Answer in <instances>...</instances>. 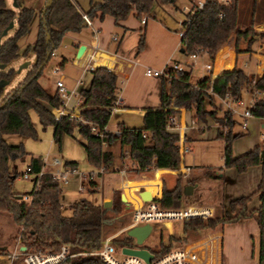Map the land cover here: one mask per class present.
I'll list each match as a JSON object with an SVG mask.
<instances>
[{
  "label": "trees",
  "instance_id": "obj_1",
  "mask_svg": "<svg viewBox=\"0 0 264 264\" xmlns=\"http://www.w3.org/2000/svg\"><path fill=\"white\" fill-rule=\"evenodd\" d=\"M174 0H100L90 3L84 13L87 18H102L108 15L113 23L126 19L129 14L136 18H154L153 7L172 3ZM16 10L7 6L5 0H0V34L10 21L15 22L13 35L0 43V64L8 65L19 55H33L31 69L25 77L10 91L3 94L0 87V211L10 214L12 221L18 226L16 239L23 256L27 252L40 250L42 252H55L59 246L67 247L68 253H82L66 258L60 264H104L99 258L91 254L100 248L114 220L122 223L123 216H115L124 203L120 202L119 192L113 191L111 206L103 208L101 204H94L85 198L73 202L69 206V214L61 212L59 203V187L50 173H43L39 179V187L31 194L29 203L15 198L11 185L17 174L9 168L8 162L22 158L26 153L22 144L9 145L3 140L4 134H17L22 137L36 138L28 111L33 110L42 128L48 125L53 127L52 141L59 147L63 135H72L76 130L81 138L86 162L94 168L103 167L104 170L112 168L115 156L109 149L110 145L117 143L119 146L118 158L125 156L132 164V170L143 173L156 169L176 170L174 183L170 188L162 187L161 196L155 201L163 209H175L181 200V173L178 171L181 156L178 151V134L165 128L166 115L176 114V108L191 111L193 118L205 121V116L213 117L211 111L204 110V98L223 97L230 94L234 98L241 96L244 90L251 92L258 90L264 92V72L256 76H246L241 70L233 68L224 71L212 78L197 81L195 89L189 84V72H174L172 78L166 81L161 78L159 106L148 108L142 114V126L129 128L117 124L119 136L105 131L102 138L93 134L86 125L72 122L67 115L53 118L52 110L59 104L56 92L48 93L38 83L44 65L51 56V52L59 45L66 32H77L85 23L80 12L71 0H51L44 13L39 16L35 40L32 45H27L18 52V40L27 33L34 16V10L22 4V0H14ZM191 7L194 5L190 2ZM238 0H203L200 9H195L189 15V22H182L180 35L181 52L188 56L192 53H204L209 59L216 50L226 42L228 36L235 31L237 19ZM41 13V12H40ZM264 34L257 33L251 27L235 32V38L243 42V48L236 52L251 51L252 44L257 37ZM143 35L137 44V51L142 47ZM48 55V57H47ZM42 69L35 74L37 67L43 62ZM90 81L86 88L78 91L81 104L80 116L90 121L97 130L106 126L110 112L108 108L116 98L117 76L103 66L94 67L89 71ZM13 70L6 73L0 71V80L9 81ZM210 87L212 93L205 90ZM251 115L264 116V98L254 100ZM227 124V131L222 134L216 131L215 137L223 141L222 167L232 169L235 173H242L247 167L259 165L261 168L260 179L253 192L246 196H238L227 201L228 210L222 217L189 218L181 223V233L194 236L198 231H214L220 229L224 223H234L243 219L252 218L257 227L258 248L256 264H264V159L261 160L260 151L264 152V143L251 150L232 155L231 142L243 133H231L230 127L234 123L229 111L217 119ZM144 135V136H142ZM106 146L101 145V141ZM28 165L32 172L40 171L42 158L30 157ZM207 176L219 177L210 170ZM256 196L258 204L249 207L252 196ZM111 213L113 216H110ZM174 238L169 237V241ZM180 239V238H176ZM111 242L117 247H136L132 238L123 236L113 238ZM143 247V246H140ZM145 248V247H143ZM170 249L162 246L157 255ZM8 254L5 248L0 247V255Z\"/></svg>",
  "mask_w": 264,
  "mask_h": 264
},
{
  "label": "crops",
  "instance_id": "obj_2",
  "mask_svg": "<svg viewBox=\"0 0 264 264\" xmlns=\"http://www.w3.org/2000/svg\"><path fill=\"white\" fill-rule=\"evenodd\" d=\"M99 1L100 0L93 2L87 1V3H85L86 1L83 0H71L80 14H84L88 10L90 3H96ZM197 1L202 2L203 0H180L182 3L180 10L184 14L182 8L187 7V4L191 6L190 2L194 5ZM45 3L46 0H22L24 6L32 8L35 12L28 29V31L33 29L34 39L27 45H32L34 43L38 18L41 16L40 12ZM156 8L157 6H154L152 11L154 18L143 17V23L140 22L139 18H136L132 14H129L126 19L117 22V24H114L113 19L108 15H104L102 18L93 17L90 21L93 27L97 29L96 39L92 38L91 30L86 25L80 28L77 32H66L64 34L66 48L60 54V60L54 66H58L64 86L73 92V96L68 100L67 106L64 109L65 111L74 109L77 106L80 108L81 100H79L78 105H74V94L78 93L79 89L86 88L89 84L90 73L88 70L83 69L82 64L88 54L93 52V66L109 68L117 76L118 90L116 97L118 98V105L110 112L108 122L105 126L106 131L111 133L118 131L116 127L117 124H122L129 128H139L142 126L141 118L145 110L148 108H157L159 106L161 86L160 77L146 76L144 70L146 68L162 70L169 63L177 62L174 57L180 56V53H182L180 51L179 32L184 18L178 22V27L172 26L163 18L160 7L158 8L160 11L156 10ZM14 25L15 22L13 21V27ZM250 27L257 33L264 34V19H260L256 23H250L249 25H243L241 27H238L236 23L235 31L228 36L226 42L216 50L211 59L202 52L197 54L194 63H198L202 69H204L203 66L205 64H210L208 70L204 69L208 73V76L201 79L209 77L210 81L221 72L230 71L233 68L241 70L246 76H256L264 72V37H257L256 41L252 44L251 51L236 52L237 48L242 50L243 42L236 40L235 32ZM140 33L143 35L142 47L137 51L136 47L140 38ZM27 45L22 44L19 46L18 44V52H21ZM80 45H83L84 47L80 55L77 56L76 51ZM55 51L56 48L53 50L51 56L56 54ZM65 65L68 68L66 67V72H62L61 68ZM43 69L37 81L46 92L53 93L56 90L55 80L59 74H55L53 79L50 77L48 78L47 76L42 79L41 76ZM195 85L196 83L192 86ZM242 92L248 93L246 90H243ZM81 110L82 108H80V111ZM175 115L178 121L185 124L184 120L187 117L185 111L178 108ZM260 118L264 125V116ZM233 124L235 129V125H237L235 124V120ZM32 126L36 127L33 122ZM48 127L51 131V144H55L52 141L53 127L51 125H48ZM246 129L247 128L241 129L239 126V128L235 130V133H242ZM188 133H190V131L186 132L185 135L188 136ZM74 134L78 137L77 140L80 145L81 138L76 130L75 132L73 131V135ZM2 137L9 145L24 144L27 139V137H22L17 134H4ZM64 137L65 136L63 135L61 141ZM187 141L189 140L185 137L183 145ZM80 148L82 150V155L64 156L59 159L62 164L74 165L78 171V174H75L72 177L76 180L75 189L72 188V190H70L66 185L62 186V188L59 186V203L61 205V212L64 215L69 214L70 204L80 198H85L94 204H101L105 197L112 199L113 191H118L119 195L122 193L126 200H130L133 203L138 202L136 188H140V190H148L153 199H158L161 196L163 187L162 175L165 173L172 176V185L174 183L176 170L150 168L149 171L140 173L139 175L129 171L126 173L124 171L123 174H120L119 170H121V164H125V162L129 160L126 156L122 159L118 158V161L114 159L112 168L103 170L101 173H96L97 168L92 167L86 162L85 154L81 145ZM30 157L31 155H27L26 153L20 159L9 161L8 166L18 175L22 172L20 166L25 168L29 163ZM42 161L43 165L41 170L43 173H52L56 168L51 165L50 161H48L47 152L46 155L42 157ZM47 166L50 168H47ZM178 171L185 180L193 178L190 174L189 168L184 166L181 161ZM223 171L226 172L227 175H225ZM223 171H216V174H220L218 175L219 177L226 176V179L224 180L225 190L224 193H222V196L223 202H227L229 199L236 196L228 193V185L239 181L241 177H243V174H237L232 169L226 168H223ZM95 177H98V180H94ZM213 178L216 177L213 176ZM83 179L87 180L88 187L86 190L90 197L93 196V199L92 197L89 199L82 197L81 191L83 190ZM99 180L101 181L100 187L98 184ZM21 181L22 182H16V179L14 178L11 185V191L15 194V198L18 200L20 199L19 196L21 197V195L29 192L31 188V183L29 181ZM127 183L129 189H124V186ZM198 183L197 180L194 181L195 185H198ZM186 184V182H182V186ZM79 187H81V189H79ZM74 192L76 195H74ZM128 207H130V205H128ZM125 208H127V205H125ZM64 209H67L68 213H63ZM243 221L244 219L237 222L239 223ZM167 225L169 226L170 224L167 223ZM17 231L18 226L13 223L10 214L0 211V247L5 248L8 252L6 255H0V263L6 262L10 264L11 262L9 261L8 255L15 249H20L21 246L16 239ZM216 232L220 235L218 246H216L215 240L212 239L210 241L209 251L213 264H220L221 231H219V229L211 231L206 238L214 237Z\"/></svg>",
  "mask_w": 264,
  "mask_h": 264
},
{
  "label": "rangeland",
  "instance_id": "obj_3",
  "mask_svg": "<svg viewBox=\"0 0 264 264\" xmlns=\"http://www.w3.org/2000/svg\"><path fill=\"white\" fill-rule=\"evenodd\" d=\"M86 1H96V0H83ZM7 6L13 10L16 8L11 6L12 0H6ZM182 3L180 0H174L172 3H166L163 5H158L156 10H160L162 12L163 18L167 20L169 24L172 26L178 27V22L181 20L189 19V15L191 13L187 10H184V14L180 10ZM187 8L191 10V6L187 4ZM155 10V9H154ZM159 10V11H160ZM153 11V10H152ZM158 11V13H159ZM165 12V13H164ZM169 15V16H168ZM260 19H264V0H238L237 5V19L236 23L238 27L243 25H249L250 23H256ZM15 25L13 28L7 31L6 35L0 38V43L5 41L7 38L11 37L15 31ZM182 29V26H180ZM33 29L27 31L26 34L21 36L18 40L19 46L22 44L27 45L31 43V40L34 39V31ZM66 44L65 36L62 38L59 45L56 47V54L51 56L47 61L41 78L43 79L45 76L48 78H54L55 74L51 72V69L57 62L60 60V54L64 51ZM176 56L175 61L179 65H181L185 72H189V80L188 82L191 85H194L201 78L208 76V73L200 67L198 63H192V67H186L185 62H192L190 58L186 55ZM33 60V55L29 53L27 56L19 55V57L12 62H10L1 72L6 73L9 69L13 70V74L11 79L7 84L3 86V94L7 93L11 89H13L27 74V72L31 69V63ZM25 61H29V65L25 68H22L20 72L16 73V69L20 64ZM67 66L62 67L61 71L66 72L65 69ZM249 77V76H248ZM193 87V86H192ZM196 87V85H195ZM244 90V89H243ZM205 92L209 93L207 90ZM250 98V93L242 92L240 99L242 101L241 105H234V109L236 113L231 114V118L235 120V129L234 124L231 125L230 130L231 133H235V130L239 128V124L241 123V118L238 116V112L242 111L244 107L247 105V102ZM210 103H208V99L204 98V110L211 111L213 113V117L205 116V121H198L193 118L191 111H185L187 117L184 122L187 125H190V121H194L195 124L193 127H188L184 130V139L185 137L189 140L184 144L185 148H189L188 151L184 152L181 155V163L184 166L189 168L190 174L193 178L189 180H185L181 175V182H186L188 185H193L194 181H198V185H195L192 188V192L190 195L181 196L180 205L178 208H181L186 205L193 206H208L212 210V214L209 217H222L225 215L228 208L226 207L227 202H223L222 193L225 190L224 180L226 176L213 178L212 176H207L205 174L206 171L210 170L216 174V171H223L222 167V148L223 141L219 138L215 137V132L217 130L224 131L225 129L222 126H226L227 124L224 121H218L217 119L221 118L223 113L226 112L222 107V104L219 102L217 97H212L210 99ZM178 109V108H176ZM28 117L32 124V122L36 125L34 127L36 132V138L32 139L27 137L23 146V150L27 155H31L33 157L39 156L43 157L48 154V161L52 157H56L58 159L63 158L64 156H79L82 155V150L80 148L79 142L77 140V136L72 132V135H64L65 137L60 143V148L51 144V131L48 126L42 128L38 123V118L36 113L33 110L28 111ZM176 117V116H175ZM247 129L242 133L243 135L237 137L231 142V153L232 155H240L249 150H251L255 145L261 146L264 143V125L260 117L250 116L247 119ZM223 124V125H222ZM188 136L185 135L186 132H189ZM75 132V130H74ZM193 138V139H192ZM192 139V140H191ZM109 149L112 150L115 160L118 161V151L119 146L117 143H113V145L109 146ZM49 151V152H48ZM115 161V162H116ZM47 168H50L47 166ZM20 170H24L22 166H20ZM121 170L126 172H133L136 174V171L132 170V165L129 160L125 162V164H121ZM224 172V171H223ZM225 175L226 172H224ZM261 168L259 165H252L247 167L242 173L243 177L239 181H236L234 184L228 185V193L234 194L238 196H246L254 191L256 185L260 179ZM224 175V174H223ZM69 177L66 184H59L62 186L68 187L70 190L76 187V180ZM163 185L164 187L170 188L172 186V176L170 174L165 173L162 175ZM195 178V179H194ZM16 182H22L23 180L18 174L16 177ZM94 180H98V177H95ZM230 181V180H229ZM230 183V182H229ZM99 187L101 185V181H98ZM83 190L81 191L82 197L91 198L93 196H89L87 193L88 182L83 179ZM124 189H129L128 183L124 186ZM74 195L76 193L74 192ZM225 197V196H224ZM233 197V198H234ZM111 203L113 201L110 199ZM258 204L257 197L254 195L251 197L250 202L248 204L249 207H256ZM111 206V204H110ZM63 213H68L67 209L63 210ZM110 216H113L111 213H108ZM125 216L124 221L122 223L114 220L111 229L108 231L106 238H110V242L113 238L120 239L125 236V230L129 223V215H130V207L125 208V205L122 206V210L115 216ZM206 217V218H209ZM205 219V218H202ZM181 223L182 222H172L169 226L165 222H154L151 223V231L143 240L141 246L145 247L149 250L154 256L158 254V251L162 246H168L170 244V248L182 247L188 245L190 243H194L199 239L205 238L211 231L203 230L198 231L194 236L190 234L181 233ZM217 230V229H216ZM221 231V245H220V264H255L257 261V248H258V236H257V227L252 218L244 219L243 222H234V223H224L222 227L219 229ZM18 233V231H17ZM216 235L212 237L215 240L216 246H218V242L220 239V235L218 232ZM169 237L174 238L169 241ZM176 238H180L177 239ZM211 239V240H212ZM133 240V239H132ZM134 243V240H133ZM111 244L117 248L112 242ZM135 245V244H134ZM136 246V245H135ZM15 249V248H13ZM15 251V250H14ZM116 257H121V254L116 251ZM21 253L19 256L12 260L10 264H23ZM0 264H8L6 262H1Z\"/></svg>",
  "mask_w": 264,
  "mask_h": 264
},
{
  "label": "built area",
  "instance_id": "obj_4",
  "mask_svg": "<svg viewBox=\"0 0 264 264\" xmlns=\"http://www.w3.org/2000/svg\"><path fill=\"white\" fill-rule=\"evenodd\" d=\"M225 2V0H220ZM203 5V1H197L194 4V8L189 10L187 7H183V10L189 11L191 14L194 13L195 9H200ZM82 19L87 27L91 30V35L93 39H96L97 36V29L93 27L89 18L86 17L85 14H81ZM140 22H144V18H140ZM189 22V19L185 20V24ZM183 28L179 32V36L182 34ZM114 39V38H113ZM95 48V46H94ZM53 51L51 52V54ZM93 52L88 54V56L84 59L82 67L88 71L94 68L92 63ZM197 52L188 55V58L192 61L191 63L186 61L185 66L191 67L192 63L195 62ZM205 70L210 68V64L207 63L204 66ZM106 68V67H105ZM110 70L109 68H107ZM52 73L59 74L57 79L55 80V87H56V94L59 98V104L56 108L52 110L53 118L58 119L60 115H67L68 118L80 125H86L89 130L102 138L104 132L106 131L105 127L101 130H97L96 127L87 119L80 116V108L79 106L71 109L69 111H65V107L67 106L68 100L73 96L72 90L67 89L63 82L62 78L60 77V70L58 66H54L52 68ZM112 71V70H110ZM184 69L181 65L177 62L169 63L164 69L162 70H153L150 68H146L144 70V74L146 76H153V77H163L166 81L172 78V73L174 72H183ZM78 82V81H77ZM195 89H199L197 86H193ZM209 93H212L211 88L208 87L206 89ZM250 93V98L247 102V105L242 109V111L238 112L237 114L241 118V123L239 124L241 129L246 128V120L251 116V109L253 108L254 100L258 97L264 98V92H260L258 90H252ZM75 102L74 105H78L80 100V96L78 93L74 94ZM219 102L222 104V107L229 111L230 113H236L234 109V105H241L242 101L240 97L234 98L230 94H225L223 97H218ZM118 105V98L116 97L111 105L106 108L109 112L113 111V109ZM174 114L166 115V125L165 128L169 131H174L178 134V151L180 153H184L189 150V148H185L183 145L184 141V130L188 127H193L195 122L192 120L190 121V125L186 127L183 122L177 120ZM223 125V124H222ZM224 131H221L222 134H225L227 131L226 126H222ZM114 136H119V131L112 132ZM144 136V135H142ZM102 146H106L105 141H101ZM51 165L55 166L56 168L51 174L52 178L57 182L58 187L59 184H65L69 177L78 174L77 168L74 165H66L62 164L60 160L56 157H52L50 160ZM43 165V161H42ZM103 167H99L96 170V173H101L103 171ZM120 174H123V170H119ZM41 174H43L42 170L38 172H32L29 165H26L24 170L20 173V177L23 180L29 181L31 183V188L29 192H35L39 187V179ZM81 189V187H79ZM136 191H140V188H136ZM27 192L21 195L20 200L23 202L29 203L31 200V194ZM137 195V194H136ZM138 202L133 203L130 200H126L128 205H130V217L129 223L126 229L132 226H140L143 224H149L154 222H165L171 224L172 222H182L183 220L189 218H206L211 216L212 210L208 206H193V205H186L181 208L175 209H163L161 208L155 199L151 201L143 202L137 196ZM211 237L199 239L194 243H190L188 245L176 248H170L168 251L160 254V255H153L152 258L146 263L142 258L127 255L121 253V247L115 248L111 242L110 238H105L100 246L95 252L91 253L96 255L99 260H101L104 264H213L211 255H210V241ZM20 249L17 248L15 251L11 252L8 255L9 261L16 259L20 254ZM118 251L121 254V257H116L115 252ZM75 254H82V253H68L67 247L64 245L59 246L58 250L55 252L46 251L42 252L40 250L30 251L27 252L22 256L23 264H60L66 258L74 256Z\"/></svg>",
  "mask_w": 264,
  "mask_h": 264
},
{
  "label": "water",
  "instance_id": "obj_5",
  "mask_svg": "<svg viewBox=\"0 0 264 264\" xmlns=\"http://www.w3.org/2000/svg\"><path fill=\"white\" fill-rule=\"evenodd\" d=\"M50 1L51 0H46V3L45 5L43 6V8L41 9V15L44 13V10L45 8L50 4ZM171 1V0H170ZM11 6L12 7H16V4L14 3V0H12V3H11ZM13 27V21H10L8 23V25L2 30L1 34H0V38L3 37L4 35H6L7 31L10 30L11 28ZM83 45H80L78 48H77V51H76V55H80V53L82 52L83 50ZM181 51V49H180ZM48 57V55H47ZM44 62L43 61L36 69L35 71V74L38 73L43 65H44ZM27 65H29V61H25L23 62L22 64H20L18 66V68L16 69V73L20 72V70L22 68H25ZM6 67L5 64H0V70L4 69ZM8 81L6 80H0V87H3L5 84H7ZM261 160L264 159V152L263 150L260 151V154H259ZM220 175V174H218ZM195 186V184L193 185H184L182 186V189H181V194L183 196H187V195H190L191 192H192V188ZM137 196L143 201V202H146V201H151L153 200V197L150 195V192L148 190H145V189H141L140 191L137 192ZM20 198V196H19ZM119 199H120V202L124 203L125 205H127V208H128V203L126 201V198L124 197V195L121 193L119 195ZM110 204H111V201H110V198L108 197H105L101 203V206L103 208H108L110 207ZM151 231V225L149 224H143V225H140V226H132L128 229L125 230V235L132 238L134 240V244L136 245V247H121V253L123 254H127V255H133V256H137V257H140L142 258L146 263L149 262V260L152 258V253L147 250L146 248H143V247H140L143 240L145 239V237L149 234V232ZM24 247H20V250H23Z\"/></svg>",
  "mask_w": 264,
  "mask_h": 264
}]
</instances>
